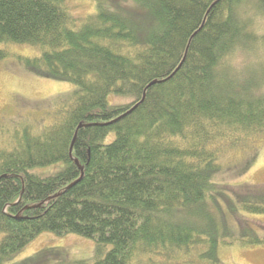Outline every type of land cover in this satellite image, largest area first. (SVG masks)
Instances as JSON below:
<instances>
[{"label":"trees","instance_id":"trees-1","mask_svg":"<svg viewBox=\"0 0 264 264\" xmlns=\"http://www.w3.org/2000/svg\"><path fill=\"white\" fill-rule=\"evenodd\" d=\"M94 1L81 19L69 0H0V45L36 48L26 70L76 87L50 124L0 140V264L43 233L91 239L94 264H220L222 245L264 246L251 225L224 241L231 203L215 190L226 155L264 137V0ZM236 189L264 216V186Z\"/></svg>","mask_w":264,"mask_h":264},{"label":"rangeland","instance_id":"rangeland-1","mask_svg":"<svg viewBox=\"0 0 264 264\" xmlns=\"http://www.w3.org/2000/svg\"><path fill=\"white\" fill-rule=\"evenodd\" d=\"M108 2L112 7L113 4L119 3L133 7L131 0H109ZM68 6L72 14L81 19L96 11L94 0H69ZM0 48L9 52V57L0 63V140L4 143L22 133L28 126L41 128L42 125L50 124L54 115H48V113L64 105L76 87L70 83L47 79L26 70L19 59L38 56L39 51L36 48L20 44L0 45ZM26 52L28 55H24ZM238 59L245 58L242 56ZM109 101L111 104H130L131 102L115 95H111ZM113 138L114 135H111L107 142ZM255 141L256 148L252 151L239 149L228 153L222 160L225 167L215 179V182L221 186L215 190L228 197L227 199L218 194L219 204L225 208L229 200L231 203V209L224 210L223 216L217 211L218 215L220 214L219 218L223 220L221 223L231 229V238L226 236L224 239L227 242L239 239L240 230L245 229L247 225H251L259 236L264 232V216L242 212L236 198V193H240L236 189L237 186L245 184L264 186V137L255 139ZM63 169L64 164H57L35 168L31 173L47 177ZM234 243L233 246L222 245L218 256L220 264H264L263 245H243L237 241ZM200 250L202 251L201 248ZM94 261L95 243L91 239L78 235L59 237L53 233H43L24 250L5 260L4 263L94 264Z\"/></svg>","mask_w":264,"mask_h":264},{"label":"water","instance_id":"water-1","mask_svg":"<svg viewBox=\"0 0 264 264\" xmlns=\"http://www.w3.org/2000/svg\"><path fill=\"white\" fill-rule=\"evenodd\" d=\"M157 84V82L155 81V82H153L149 87H152V86H154V85H156ZM144 100V99H143ZM75 141V140H74ZM75 160V162H76V164H78L79 165V162L76 160V159H74ZM81 171H82V168H81ZM82 178H83V175H82V177L78 180V181H76L75 183H73L72 185H70L69 187H68V189L67 190H70L71 188H73L75 185H77L81 180H82Z\"/></svg>","mask_w":264,"mask_h":264},{"label":"clouds","instance_id":"clouds-1","mask_svg":"<svg viewBox=\"0 0 264 264\" xmlns=\"http://www.w3.org/2000/svg\"><path fill=\"white\" fill-rule=\"evenodd\" d=\"M255 35L261 39V46L264 47V31H255Z\"/></svg>","mask_w":264,"mask_h":264},{"label":"snow or ice","instance_id":"snow-or-ice-1","mask_svg":"<svg viewBox=\"0 0 264 264\" xmlns=\"http://www.w3.org/2000/svg\"><path fill=\"white\" fill-rule=\"evenodd\" d=\"M24 55H28V53L26 52V53H24Z\"/></svg>","mask_w":264,"mask_h":264}]
</instances>
